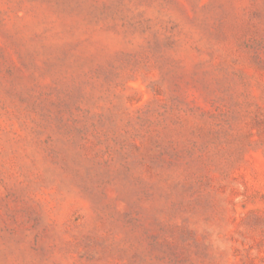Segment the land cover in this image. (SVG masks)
<instances>
[{
	"label": "rangeland",
	"instance_id": "1",
	"mask_svg": "<svg viewBox=\"0 0 264 264\" xmlns=\"http://www.w3.org/2000/svg\"><path fill=\"white\" fill-rule=\"evenodd\" d=\"M0 264H264V0H0Z\"/></svg>",
	"mask_w": 264,
	"mask_h": 264
}]
</instances>
